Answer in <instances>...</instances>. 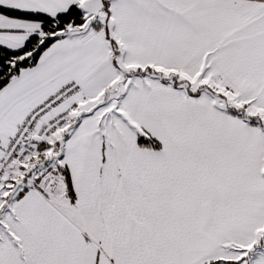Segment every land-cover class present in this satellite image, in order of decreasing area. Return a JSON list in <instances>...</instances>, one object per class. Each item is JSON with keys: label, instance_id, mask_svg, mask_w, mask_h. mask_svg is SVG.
I'll use <instances>...</instances> for the list:
<instances>
[{"label": "snow or ice", "instance_id": "snow-or-ice-1", "mask_svg": "<svg viewBox=\"0 0 264 264\" xmlns=\"http://www.w3.org/2000/svg\"><path fill=\"white\" fill-rule=\"evenodd\" d=\"M0 264H264V0H0Z\"/></svg>", "mask_w": 264, "mask_h": 264}]
</instances>
